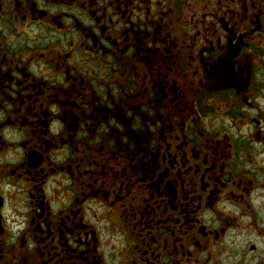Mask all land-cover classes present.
Wrapping results in <instances>:
<instances>
[{
    "label": "flooded vegetation",
    "instance_id": "flooded-vegetation-1",
    "mask_svg": "<svg viewBox=\"0 0 264 264\" xmlns=\"http://www.w3.org/2000/svg\"><path fill=\"white\" fill-rule=\"evenodd\" d=\"M0 264H264V0H0Z\"/></svg>",
    "mask_w": 264,
    "mask_h": 264
}]
</instances>
